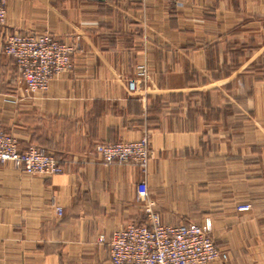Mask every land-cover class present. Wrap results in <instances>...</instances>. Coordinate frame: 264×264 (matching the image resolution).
I'll use <instances>...</instances> for the list:
<instances>
[{
    "label": "crops",
    "instance_id": "0c3cea01",
    "mask_svg": "<svg viewBox=\"0 0 264 264\" xmlns=\"http://www.w3.org/2000/svg\"><path fill=\"white\" fill-rule=\"evenodd\" d=\"M6 1L0 34L76 50L32 96L0 53V125L62 167L0 163V264H109L113 231L145 222L143 174L94 145L144 135L163 222L209 221L228 258L207 264H264V0Z\"/></svg>",
    "mask_w": 264,
    "mask_h": 264
},
{
    "label": "built area",
    "instance_id": "2783aa9c",
    "mask_svg": "<svg viewBox=\"0 0 264 264\" xmlns=\"http://www.w3.org/2000/svg\"><path fill=\"white\" fill-rule=\"evenodd\" d=\"M6 3L0 0V27L6 24ZM75 50L74 44L48 33L5 31L0 34V53L13 59L26 96L45 91L54 77L70 71ZM130 85L132 87L133 83ZM94 152L105 163H133L143 174L136 193L145 222L129 223L113 231L109 264H207L227 260L228 253L209 235V221L203 224L163 222L149 197L145 179L150 161V143L146 135L136 140L98 142ZM4 162H11L26 174L48 176L62 171L54 154L35 145L22 149L16 136L0 125V163ZM237 208L248 210L250 205ZM56 210L60 212L61 208L56 207Z\"/></svg>",
    "mask_w": 264,
    "mask_h": 264
}]
</instances>
